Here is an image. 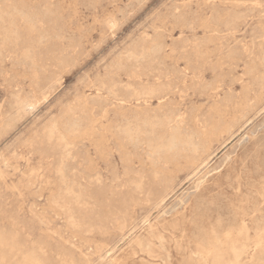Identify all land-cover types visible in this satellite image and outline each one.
I'll return each mask as SVG.
<instances>
[{
  "label": "rangeland",
  "instance_id": "374dc122",
  "mask_svg": "<svg viewBox=\"0 0 264 264\" xmlns=\"http://www.w3.org/2000/svg\"><path fill=\"white\" fill-rule=\"evenodd\" d=\"M0 13V232L24 245L0 264H264V0H0ZM169 117L205 145L196 162L153 153L144 124Z\"/></svg>",
  "mask_w": 264,
  "mask_h": 264
},
{
  "label": "bare ground",
  "instance_id": "6f19581e",
  "mask_svg": "<svg viewBox=\"0 0 264 264\" xmlns=\"http://www.w3.org/2000/svg\"><path fill=\"white\" fill-rule=\"evenodd\" d=\"M89 1V0H88ZM92 2V1H91ZM212 2V1H211ZM10 3V2H9ZM28 3V2H27ZM200 3V2H199ZM237 3H238V1H237ZM263 3V2H262ZM220 4V3H219ZM24 5V4H23ZM91 5V4H90ZM225 5V4H224ZM228 5V4H227ZM258 5V4H257ZM189 6V5H188ZM191 6V5H190ZM221 6V5H220ZM199 7V6H198ZM206 7V6H205ZM223 7V6H222ZM239 7V6H238ZM212 8V7H211ZM254 8V7H253ZM31 9V8H30ZM44 10V9H43ZM198 10V9H197ZM52 11V10H51ZM173 11V10H172ZM179 11V10H178ZM193 11V10H192ZM195 11V10H194ZM5 12V11H4ZM18 12V11H17ZM171 12V11H170ZM200 12V11H199ZM208 12V11H207ZM1 13H2V11H1ZM0 13V14H1ZM6 13V12H5ZM3 14V13H2ZM18 15V14H17ZM184 15V14H183ZM195 15V14H194ZM234 15V14H233ZM242 15V14H241ZM258 15V14H257ZM8 16V15H7ZM164 16V15H163ZM4 17V16H3ZM28 17V16H27ZM181 17V16H180ZM223 17V16H222ZM243 17V16H242ZM253 17V16H252ZM5 18H6V15H5ZM192 18V17H191ZM261 18H263V17H261ZM0 19H1V17H0ZM26 19V18H25ZM230 20V19H229ZM14 21V20H13ZM158 21H159V19H158ZM162 21V20H161ZM201 21V20H200ZM208 21V20H207ZM12 22V21H11ZM10 22V23H11ZM114 22V21H113ZM213 22V21H212ZM5 23H7V22H5ZM27 23V22H26ZM158 23V22H157ZM197 23H199V22H197ZM214 23V22H213ZM252 23V22H251ZM2 24V23H1ZM31 24H32V22H31ZM115 24V23H114ZM235 24V23H234ZM244 24V23H243ZM26 25V24H25ZM33 25V24H32ZM35 25H37V24H35ZM54 25H55V23H54ZM108 25V24H107ZM210 25V24H209ZM218 25V24H217ZM31 26V25H30ZM11 27H13L12 25L10 26V29H11ZM24 27V26H23ZM27 26H25V28H26ZM155 27V26H154ZM192 27V26H191ZM16 28V27H15ZM25 28H24V30H25ZM164 28V27H163ZM182 28H183V26H182ZM210 28V27H209ZM225 28H226V26H225ZM236 28H237V26H236ZM31 29V28H30ZM167 29V28H166ZM180 29V28H179ZM202 29V28H201ZM253 29V28H252ZM12 30V29H11ZM22 30V29H21ZM41 30V29H40ZM231 30V29H230ZM17 31V30H16ZM54 31V30H53ZM214 31V30H213ZM264 31V30H263ZM25 32V31H24ZM209 32V31H208ZM10 33H11V31H10ZM21 33V32H20ZM55 33V32H54ZM234 33V32H233ZM262 33V32H261ZM14 34H15V32H14ZM38 34H40L39 32H38ZM46 34V33H45ZM49 34V33H48ZM155 34V33H154ZM157 34V33H156ZM239 34V33H238ZM256 34V33H255ZM12 35V34H11ZM16 35V34H15ZM18 35V34H17ZM35 35H36V33H35ZM79 35V34H78ZM81 35V34H80ZM79 35V36H80ZM211 35V34H210ZM252 35V34H251ZM39 36V35H38ZM41 36H43V35H41ZM59 36V35H58ZM225 36V35H224ZM45 37H47V35L45 36L44 35V37L43 38H45ZM51 37V36H50ZM84 38V37H83ZM146 38V37H145ZM210 38V37H209ZM213 38V37H212ZM14 39V38H13ZM21 39V38H20ZM88 39V38H87ZM147 39V38H146ZM156 39H158V38H156ZM188 39V38H187ZM238 39V38H237ZM18 40V39H17ZM40 40H41V38H40ZM43 40V39H42ZM45 40H47V39H45ZM84 40V39H83ZM229 40V39H228ZM6 41V40H5ZM20 41V40H19ZM37 41V40H36ZM74 41V40H73ZM152 41H153V39H152ZM262 41V40H261ZM46 42V41H45ZM140 42V41H139ZM141 42H142V40H141ZM154 42V41H153ZM224 42V41H223ZM3 43V42H2ZM1 43V44H2ZM39 43V42H38ZM42 43H44V42H42ZM41 43V44H42ZM50 43V42H49ZM56 43V42H55ZM135 43V42H134ZM157 43V42H156ZM159 43V42H158ZM187 43V42H186ZM225 43V42H224ZM52 44V43H51ZM79 44H81V43H79ZM176 44V43H175ZM188 44V43H187ZM190 44V43H189ZM13 45H15V44H13ZM12 45V46H13ZM60 45V44H59ZM76 45V44H75ZM78 45V44H77ZM137 45V44H136ZM140 45V44H139ZM156 45V44H155ZM204 45V44H203ZM207 45V44H206ZM254 45V44H253ZM258 45H261V44H258ZM82 46V45H81ZM80 46V47H81ZM85 46V45H84ZM83 46V47H84ZM148 46V45H147ZM146 46V47H147ZM158 46V45H157ZM161 46H165V45H162L161 44ZM249 46V45H248ZM251 46V45H250ZM58 47V46H57ZM149 47V46H148ZM151 47V46H150ZM149 47V48H150ZM155 47V46H154ZM259 47V46H258ZM157 48V47H156ZM195 48V47H194ZM219 48H221V47H219ZM13 49H15V48H13ZM44 49V48H43ZM78 49H79V47H78ZM83 49V48H82ZM124 49V48H123ZM133 49V48H132ZM137 49V48H136ZM138 49H139V47H138ZM144 49V48H143ZM153 49V48H152ZM203 49V48H202ZM228 49V48H227ZM29 50H32V49H29ZM156 50V49H155ZM211 50V49H210ZM221 50V49H220ZM263 50V49H262ZM158 51V50H157ZM171 51V50H170ZM193 51V50H192ZM196 51V50H195ZM231 51H233V50H231ZM5 52V51H4ZM31 52V51H30ZM32 52H33V50H32ZM48 52V51H47ZM150 52V51H149ZM191 52V51H190ZM205 52V51H204ZM152 53V52H151ZM159 53V52H158ZM163 53H164V51H163ZM166 53V52H165ZM248 53V52H247ZM32 54V53H31ZM234 54V53H233ZM13 55V54H12ZM75 55V54H74ZM166 55V54H165ZM220 55V54H219ZM76 56V55H75ZM129 56H130V54H129ZM140 56V55H139ZM150 56H152V54L150 55ZM154 56V55H153ZM195 56H197V55H195ZM3 57V56H2ZM10 57V56H9ZM29 57V56H28ZM41 57H42V55H41ZM127 57V56H126ZM132 57V56H131ZM161 57V56H160ZM166 57V56H165ZM171 57V56H170ZM202 57V56H201ZM68 58V57H67ZM143 58H144V56H143ZM149 58V57H148ZM153 58V57H152ZM164 58V57H163ZM196 58V57H195ZM241 58V57H240ZM250 58V57H249ZM130 59V58H129ZM167 59V58H166ZM223 59V58H222ZM246 59V58H245ZM34 60V59H33ZM68 60V59H67ZM70 60V59H69ZM128 60V59H127ZM131 60V59H130ZM137 60V59H136ZM142 60V59H141ZM158 60V59H157ZM175 60V59H174ZM233 60V59H232ZM264 60V59H263ZM61 61V60H60ZM121 61V60H120ZM150 61V60H149ZM152 61V60H151ZM186 61V60H185ZM198 61V60H197ZM234 61V60H233ZM237 61V60H236ZM241 61V60H240ZM252 61V60H251ZM6 62V61H5ZM11 62V61H10ZM68 62H70V61H68ZM201 62V61H200ZM238 62V61H237ZM250 62V61H249ZM22 63V62H21ZM26 63V62H25ZM154 63V62H153ZM170 63V62H169ZM202 63H204V62H202ZM220 63V62H219ZM255 63V62H254ZM19 64V63H18ZM116 64V63H115ZM121 64H123V63H121ZM231 64V63H230ZM124 66H125V64H123ZM183 65V64H182ZM113 66V65H112ZM111 66V67H112ZM110 67V66H109ZM114 67V66H113ZM117 67V66H116ZM123 67V66H122ZM121 67V68H122ZM137 67V66H136ZM185 67V66H184ZM225 67V66H224ZM232 67V66H231ZM240 67V66H239ZM36 68V67H35ZM118 68H120V67H118ZM126 68V67H125ZM130 68V67H129ZM166 68V67H165ZM210 68V67H209ZM257 68V67H256ZM109 69V68H108ZM107 69V70H108ZM238 69V68H237ZM241 69V68H240ZM244 69V68H243ZM121 70V69H120ZM124 70V69H123ZM208 70V69H207ZM210 70V69H209ZM40 71V70H39ZM138 71V70H137ZM240 71V70H239ZM118 72V71H117ZM185 72V71H184ZM191 72V71H190ZM123 73V72H122ZM198 73V72H197ZM230 73V72H229ZM249 73V72H248ZM47 74V73H46ZM49 74V73H48ZM107 74V73H106ZM115 74V73H114ZM127 74V73H126ZM169 74V73H168ZM216 74V73H215ZM232 74V73H231ZM253 74V73H252ZM108 75V74H107ZM118 75V74H117ZM220 75V74H219ZM35 76H37V75H35ZM142 76V75H141ZM244 76V75H243ZM51 77V76H50ZM103 77V76H102ZM176 77V76H175ZM194 77V76H193ZM206 77V76H205ZM38 78V77H37ZM52 78V77H51ZM50 78V79H51ZM185 78V77H184ZM253 78V77H252ZM33 79V78H32ZM131 79V78H130ZM231 79V78H230ZM240 79H242V78H240ZM183 80V79H182ZM206 80V79H205ZM227 80V79H226ZM109 81V80H108ZM157 81V80H156ZM198 81V80H197ZM234 81V80H233ZM251 81V80H250ZM244 82V81H243ZM251 82H253V81H251ZM176 83V82H175ZM54 84V83H53ZM148 84H149V82H148ZM196 84V83H195ZM234 84V83H233ZM244 84V83H243ZM254 84V83H253ZM262 84V83H261ZM264 84V83H263ZM109 85V84H108ZM197 85V84H196ZM222 85V84H221ZM252 85V84H251ZM97 86V85H96ZM104 86V85H103ZM253 86V85H252ZM198 87V86H197ZM221 87H223V86H221ZM245 87V86H244ZM263 87V86H262ZM38 88V87H37ZM128 88V87H127ZM247 88V87H246ZM245 88V89H246ZM254 88V87H253ZM260 88V87H259ZM40 89V88H39ZM190 90H191V88H189ZM226 89V88H225ZM262 89V88H261ZM36 90V89H35ZM49 90V89H48ZM172 90V89H171ZM179 90V89H178ZM177 90V91H178ZM186 90V89H185ZM95 91V90H94ZM203 91V90H202ZM207 91V90H206ZM209 91V90H208ZM152 92V91H151ZM190 92V91H189ZM231 92V91H230ZM253 92H254V90H253ZM83 93V92H82ZM112 94V93H111ZM177 94V93H176ZM187 94V93H186ZM202 94V93H201ZM222 94V93H221ZM18 95V94H17ZM88 95V94H87ZM139 95V94H138ZM151 95H152V93H151ZM248 95V94H247ZM263 95V94H262ZM144 96H146V95H144ZM163 96V95H162ZM230 96V95H229ZM156 97H157V95H156ZM262 97V96H261ZM91 98V97H90ZM159 98V97H158ZM188 98V97H187ZM221 98V97H220ZM237 98V97H236ZM160 100L161 99H164V97H160L159 98ZM170 99V98H169ZM181 99V98H180ZM214 99V98H213ZM222 99V98H221ZM240 99V98H239ZM238 99V100H239ZM173 100V99H172ZM245 100V99H244ZM75 101V100H74ZM94 101V100H93ZM106 101V100H105ZM131 101V100H130ZM169 101V100H168ZM181 101V100H180ZM25 102V101H24ZM87 102V101H86ZM196 102V101H195ZM208 102V101H207ZM247 102V101H246ZM250 102V101H249ZM29 103V102H28ZM177 103V102H176ZM257 103V102H256ZM32 104V103H31ZM70 104V103H69ZM100 104V103H99ZM114 104V103H113ZM131 104V103H130ZM151 104V103H150ZM199 104V103H198ZM238 104H239V102H238ZM254 104V103H253ZM33 105V104H32ZM81 105V104H80ZM97 105V104H96ZM147 105V104H146ZM162 105V104H161ZM170 105V104H169ZM178 105V104H177ZM27 106H30V104L28 105V104H25L24 105V108L26 109L27 108ZM69 106V105H68ZM67 106V107H68ZM71 106V105H70ZM79 106V105H78ZM83 106H85V105H83ZM83 106H81V107H83ZM199 106V105H198ZM250 106V105H249ZM252 106V105H251ZM255 106V105H254ZM74 107H75V105H74ZM88 107V106H87ZM93 107V106H92ZM91 107V108H92ZM149 107V106H148ZM190 107V106H189ZM209 107V106H208ZM212 107V106H211ZM220 107V106H219ZM232 107V106H231ZM86 108V107H85ZM225 108V107H224ZM246 108V107H245ZM84 109V108H83ZM88 109V108H87ZM94 109V108H93ZM136 109V108H135ZM194 109V108H193ZM243 109V108H242ZM253 109V108H252ZM74 110V109H73ZM76 110H78V109H76L75 108V111ZM80 110V109H79ZM78 110V111H79ZM89 110V109H88ZM92 110V109H91ZM95 110V109H94ZM178 110V109H177ZM231 110V109H230ZM75 111H72V113H74ZM83 111H85V110H83ZM141 111V110H140ZM154 111V110H153ZM152 111V112H153ZM175 111V110H174ZM185 111V110H184ZM245 111H246V109H245ZM71 112V111H70ZM69 112V113H70ZM91 112V111H90ZM190 112V111H189ZM67 113H68V111H67ZM71 113V114H72ZM76 113H77V111H76ZM75 113V114H76ZM106 113V112H105ZM156 113V112H155ZM214 113V112H213ZM235 113V112H234ZM158 114V113H157ZM250 114V113H249ZM77 115V114H76ZM75 115V116H76ZM91 115V114H90ZM101 115V114H100ZM163 115V114H162ZM195 115V114H194ZM71 116V118H72V115H70ZM69 116V117H70ZM109 116V115H108ZM120 116H122V115H120ZM197 116V115H196ZM201 116V115H200ZM210 116V115H209ZM226 116V115H225ZM138 117V116H137ZM157 117V116H156ZM177 117V116H176ZM176 117H174V118H176ZM192 117V116H191ZM206 117V116H205ZM216 117V116H215ZM67 118H68V116H67ZM158 118H160V117H158ZM174 118H172V117H169V118H167V120H159V119H157L156 121H151V122H144L145 124H144V126H145V130H144V133L146 134V136L149 138V144L152 146V148H153V150H154V152L153 153H155L156 155H158L159 157H160V159L161 158H166V159H164L166 162H168V163H170L171 162V164L173 165L174 164V162L175 161H177L178 160V162H180L182 159H181V157H180V161H179V159H177V158H179V156L181 155V153L183 152H185L186 154H187V160H188V162H196L197 161V159H198V157H200L199 155H200V153L204 150V148H205V145L203 144V143H201L199 140H196V138H194L193 136H194V134L192 135V136H185V137H183L182 136V131H181V128L179 127V126H177V127H174L173 125L171 126V124H172V122L174 121ZM223 118V117H222ZM221 118V119H222ZM242 118V117H241ZM240 118V119H241ZM52 119V118H51ZM77 119V118H76ZM98 119V118H97ZM138 119V118H137ZM141 119V118H140ZM156 119V118H155ZM166 119V118H165ZM189 119V118H188ZM192 119V118H191ZM200 119V118H199ZM236 119V118H235ZM239 119V118H238ZM78 120V119H77ZM93 120V119H92ZM96 120V119H95ZM203 120V119H202ZM242 120V119H241ZM52 121V120H51ZM68 121V120H67ZM81 120H79L78 122H80ZM84 121V120H83ZM134 121V120H133ZM218 121V120H217ZM74 122H75V120H74ZM93 122V121H92ZM110 122V121H109ZM177 123H178V121H176ZM209 122V121H208ZM239 122V121H238ZM88 123V122H87ZM121 123H122V121H121ZM120 123V124H121ZM125 123V122H124ZM175 122H173V124H174ZM180 123V122H179ZM68 124V123H67ZM93 124V123H92ZM75 126H76V124H74ZM74 125H73V127H74ZM78 125V124H77ZM83 125V124H82ZM140 125V124H139ZM183 125V124H182ZM226 125V124H225ZM229 125V124H228ZM65 126H67V125H65ZM64 126V127H65ZM72 126V125H71ZM81 126V124L79 125V127ZM97 126V125H96ZM126 126V125H125ZM129 126V125H128ZM143 126V125H142ZM143 126V127H144ZM68 127V130H69V126H67ZM84 127V126H83ZM113 127V126H112ZM223 127V126H222ZM221 127V128H222ZM46 128V127H45ZM115 128V127H114ZM124 128V127H123ZM229 128V127H228ZM33 129H35V128H33ZM75 129V128H74ZM77 129V128H76ZM91 129V128H90ZM94 129V128H93ZM140 129V128H139ZM183 129V128H182ZM185 129H186V127H185ZM78 130V129H77ZM117 130V129H116ZM119 130V129H118ZM159 130H162L163 131V135L159 132ZM184 130V129H183ZM190 130H191V128H190ZM51 131V130H50ZM49 131V132H50ZM56 131V130H55ZM72 131H73V128H72ZM79 131V130H78ZM85 131V130H84ZM110 131V130H109ZM124 131V130H123ZM140 131V130H139ZM167 131H168V133H167ZM188 131V130H187ZM106 132V131H105ZM112 132V131H111ZM125 133V135L127 136V137H129L131 140L132 139H136V138H138L139 137V135L142 133H140L139 134V132L137 133L136 131H133L132 129H126L125 131H124ZM190 132H192V131H190ZM209 132V131H208ZM220 132V131H219ZM51 133H52V131H51ZM57 133V132H56ZM88 133V132H87ZM109 133V132H108ZM119 133H120V131H119ZM123 133V132H122ZM167 133V134H166ZM189 133V132H188ZM202 133V132H201ZM218 133V132H217ZM97 134V133H96ZM103 134V133H102ZM101 134V135H102ZM114 134V133H113ZM123 134V135H124ZM185 134H186V132H185ZM196 134V133H195ZM57 135V134H56ZM104 135V134H103ZM110 135V134H109ZM120 135V134H119ZM196 135H199V133L198 134H196ZM195 135V136H196ZM49 136H50V134H49ZM60 136V135H59ZM58 136V137H59ZM64 136V135H63ZM92 136H93V134H92ZM121 136V135H120ZM201 136V135H200ZM210 136V135H209ZM219 136V135H218ZM50 137H52V136H50ZM82 137V136H81ZM118 137V136H117ZM46 138V137H45ZM95 138V137H94ZM102 138V137H101ZM108 138V137H107ZM113 138H114V136H113ZM199 138V137H198ZM207 138V137H206ZM42 139V138H41ZM59 139H60V137H59ZM80 139V138H79ZM116 139V138H115ZM140 139V138H139ZM201 139V138H200ZM26 140V139H25ZM24 140V141H25ZM43 140V139H42ZM49 140V139H48ZM61 140V139H60ZM63 140V139H62ZM94 140V139H93ZM137 140V139H136ZM208 140V139H207ZM3 141V140H2ZM16 141V140H15ZM67 141H68V138H67ZM79 141H81V140H79ZM130 141V140H129ZM58 142H59V140H58ZM100 142V141H99ZM133 142H135V141H133ZM137 142H139V140L137 141ZM136 143V142H135ZM147 143V142H146ZM69 144V143H68ZM97 144H98V142H97ZM107 145H108V143H106ZM25 145V144H24ZM66 145V144H65ZM78 145V144H77ZM137 145V144H136ZM145 145V144H144ZM147 145V144H146ZM145 145V146H146ZM94 146V145H93ZM106 146V145H105ZM148 146V145H147ZM108 147V146H107ZM93 148V147H92ZM102 148H103V146H102ZM105 148V147H104ZM119 148V147H118ZM32 149V148H31ZM107 149V148H106ZM135 149V148H134ZM151 149V148H150ZM42 150V149H41ZM125 150V149H124ZM127 150V149H126ZM144 150V149H143ZM207 150V149H206ZM7 151V150H6ZM107 151V150H106ZM254 151V150H253ZM64 152V151H63ZM85 152H86V150H85ZM108 152V151H107ZM110 152H112V151H110ZM207 152V151H206ZM27 153V152H26ZM117 153V152H116ZM126 153V152H125ZM255 153V152H254ZM149 154V153H148ZM28 155V154H27ZM108 155V154H107ZM124 155V154H123ZM150 155V154H149ZM154 155V154H153ZM204 155V154H203ZM143 156V155H142ZM155 156V155H154ZM183 156H185V155H183ZM88 158H90V157H88ZM101 158H103V157H101ZM182 158H184L185 159V157H182ZM201 158V157H200ZM236 158V157H235ZM240 158V157H239ZM29 159V158H28ZM52 160V159H51ZM157 160V159H156ZM187 160H186V162H187ZM241 160V159H240ZM258 160V159H257ZM94 161V160H93ZM92 161V162H93ZM103 161V160H102ZM106 161V160H105ZM174 161V162H173ZM199 161V160H198ZM53 162V161H52ZM141 162V161H140ZM158 162V161H157ZM161 162V161H160ZM184 162V161H183ZM134 163V162H133ZM139 163V162H138ZM149 163V162H148ZM147 163V164H148ZM162 163V162H161ZM167 163V164H168ZM176 163V162H175ZM28 164V163H27ZM157 164V163H156ZM162 164H164V162L162 163ZM166 164V165H167ZM170 164V165H171ZM178 164V163H177ZM136 165V164H135ZM160 165V164H159ZM179 165V164H178ZM94 166V165H93ZM153 166V165H152ZM197 166V165H196ZM141 167H142V165H141ZM238 167H240V166H238ZM50 168V167H49ZM60 168V167H59ZM64 168V167H63ZM86 168V167H85ZM159 168V167H158ZM162 168V167H161ZM161 168H159V170L161 169ZM164 168V167H163ZM169 168V167H168ZM180 168V167H179ZM231 168V167H230ZM107 169V168H106ZM177 169V168H176ZM193 169V168H192ZM27 170V169H26ZM52 170V169H51ZM162 170V169H161ZM186 170H187V168H186ZM65 171V170H64ZM63 170H61V172H64ZM94 171V170H93ZM138 171V170H137ZM164 171V170H163ZM241 171V170H240ZM6 172V171H5ZM56 172V171H55ZM58 172V171H57ZM100 172V171H99ZM164 172H166V171H164ZM34 173V172H33ZM38 173V172H37ZM157 173H158V171H157ZM167 173V172H166ZM171 173V172H170ZM184 173V172H183ZM186 173V172H185ZM60 174V173H59ZM155 174H156V171H155ZM250 174V173H249ZM255 174V173H254ZM26 175V174H25ZM172 175V174H171ZM227 175V174H226ZM232 175H233V173H232ZM121 177V176H120ZM249 178V177H248ZM80 179V178H79ZM240 179V178H239ZM247 179V178H246ZM28 180V179H27ZM47 180V179H46ZM96 180V179H95ZM159 180V179H158ZM166 180V179H165ZM164 180V181H165ZM175 180V179H174ZM249 180V179H248ZM94 181V180H93ZM102 181V180H101ZM172 181V180H171ZM242 181V180H241ZM20 182V181H19ZM61 182V181H60ZM98 182V181H97ZM133 182H135V181H133ZM161 182H162V180H161ZM165 183V182H164ZM167 183V182H166ZM165 183V184H166ZM163 184V183H162ZM143 185V184H142ZM204 185V184H203ZM212 185V184H211ZM218 185V184H217ZM61 186V185H60ZM129 186V185H128ZM139 186V185H138ZM75 187V186H74ZM218 187V186H217ZM258 187V186H257ZM30 189V188H29ZM82 189V188H81ZM171 189V188H170ZM217 189V188H216ZM260 191V190H259ZM71 192V191H70ZM72 193V192H71ZM204 193V192H203ZM218 193V192H217ZM241 193V192H240ZM49 194V193H48ZM65 194V193H64ZM161 194V193H160ZM263 194V193H262ZM50 195V194H49ZM208 195V194H207ZM93 197V196H92ZM76 198V197H75ZM162 198V197H161ZM92 199V198H91ZM241 199V198H240ZM127 200V199H126ZM143 200V199H142ZM209 200V199H208ZM124 201V200H123ZM175 201V200H174ZM156 203V202H155ZM191 203V202H190ZM227 203V202H226ZM230 203V202H229ZM248 205V204H247ZM34 206V205H33ZM49 207V206H48ZM226 207V206H225ZM257 208V207H256ZM31 209H33V208H31ZM234 209V208H233ZM254 209V208H253ZM261 210V209H260ZM241 211V210H240ZM244 211V210H243ZM242 211V212H243ZM36 212V211H35ZM250 212V211H249ZM37 213V212H36ZM53 213V212H52ZM190 213V212H189ZM246 213V212H245ZM127 214V213H126ZM191 214H192V212H191ZM206 214V213H205ZM257 214V213H256ZM47 215V214H46ZM45 215V216H46ZM56 215V214H55ZM244 215V214H243ZM255 215V214H254ZM50 216V215H49ZM62 216V215H61ZM242 216V215H241ZM182 217V216H181ZM217 217V216H216ZM226 217V216H225ZM243 217V216H242ZM253 217V216H252ZM39 218V217H38ZM41 218V217H40ZM180 218V217H179ZM202 218V217H201ZM43 219V218H42ZM213 219V218H212ZM212 219H210V220H212ZM227 219V218H226ZM242 219V218H241ZM52 220V219H51ZM72 220H74V219H72ZM223 220V219H222ZM244 220V219H243ZM178 221V220H177ZM182 221V220H181ZM242 221V220H241ZM42 222V221H41ZM47 222V221H46ZM45 222V223H46ZM73 222H75V221H73ZM263 222V221H262ZM26 223V222H25ZM40 223V222H39ZM48 223H50V222H48ZM234 223V222H233ZM255 223V222H254ZM71 224V223H70ZM47 225V224H46ZM124 225V224H123ZM200 225V224H199ZM45 226V225H44ZM69 226V225H68ZM72 226V225H71ZM156 226V225H155ZM178 226V225H177ZM207 226V225H206ZM205 226V227H206ZM233 226V225H232ZM246 226V225H245ZM13 227V226H12ZM12 227H11V229H9V230H13L12 229ZM15 227V226H14ZM126 227V226H125ZM175 227V226H174ZM219 227V226H218ZM72 228V227H71ZM180 228V227H179ZM237 228V227H236ZM246 228V227H245ZM18 229V228H17ZM16 229V230H17ZM84 229V228H83ZM112 229V228H111ZM170 229V228H169ZM219 229V228H218ZM229 229V228H228ZM1 230V229H0ZM23 230V229H22ZM162 230V229H161ZM171 230V229H170ZM181 230V229H180ZM221 230V229H220ZM261 230V229H260ZM4 231V230H3ZM15 231V230H14ZM192 231V230H191ZM259 231V230H258ZM18 232V231H17ZM155 232V231H154ZM161 232V231H160ZM174 232V231H173ZM201 232V231H200ZM224 232V231H223ZM228 232V231H227ZM13 233V232H12ZM16 232H14V235H8V234H6V232L4 233V232H0V260H1V262H3L4 260H6V258L11 254V253H13V252H19V253H21L22 252V249H24V245H22V243H21V239H20V236H17L16 234H15ZM119 233V232H118ZM188 233V232H187ZM244 233V232H243ZM42 234V233H41ZM81 234H82V232H81ZM87 234V233H86ZM154 234V233H153ZM200 234V233H199ZM206 234H208V233H206ZM89 235V234H88ZM159 235V234H158ZM222 235V234H221ZM237 235H239V234H237ZM204 236H205V234H204ZM244 236V235H243ZM250 236V235H249ZM41 237V236H40ZM149 237V236H148ZM158 237V236H157ZM209 237V236H208ZM206 238V237H205ZM225 238V237H224ZM101 239V238H100ZM145 239V238H144ZM204 240V239H203ZM210 240V239H209ZM106 241V240H105ZM199 241V240H198ZM251 241V240H250ZM255 241V240H254ZM81 242V241H80ZM157 242V241H156ZM194 242V241H193ZM218 242V241H217ZM216 242V243H217ZM207 243V242H206ZM26 244V243H25ZM207 244H209V243H207ZM206 244V245H207ZM258 244V243H257ZM85 245V244H84ZM98 245V244H97ZM178 245V244H177ZM254 245V244H253ZM26 246V245H25ZM76 246V245H75ZM80 246V245H79ZM169 246V245H168ZM205 246V245H204ZM232 246H233V244H232ZM23 247V248H22ZM87 247V246H86ZM133 247V246H132ZM147 247H149V246H147ZM217 247V246H216ZM259 247V246H258ZM196 248V247H195ZM208 248V247H207ZM255 248V247H254ZM27 249V248H26ZM25 249V250H26ZM64 249V248H63ZM151 249V248H150ZM157 249V248H156ZM222 249V248H221ZM24 250V251H25ZM77 250V249H76ZM27 251V250H26ZM31 251L32 250H30V253H31ZM204 251V250H203ZM209 251V250H208ZM263 251V250H262ZM139 252H141L140 250H139ZM148 252V251H147ZM162 252V251H161ZM236 252V251H235ZM250 252V251H249ZM18 253V254H19ZM135 253V252H134ZM213 253V252H212ZM223 253V252H222ZM224 254V253H223ZM227 254V253H226ZM255 254V253H254ZM31 255V254H30ZM29 255V256H30ZM239 256H241L240 254H238ZM34 256H36V255H33L32 254V256L31 257H33V258H31L29 261H28V264H41L40 263V261L39 260H37V258L36 257H34ZM37 256H39V255H37ZM220 256V255H219ZM222 256V255H221ZM263 256V255H262ZM24 257V256H23ZM26 257H28V255H26ZM68 257V256H67ZM72 257V256H71ZM85 257V256H84ZM211 257V256H210ZM238 257V256H237ZM236 257V258H237ZM29 258V257H28ZM62 258V257H61ZM201 258H203V257H201ZM214 258V257H213ZM246 258V257H245ZM252 258V257H251ZM262 258V257H261ZM26 259V258H25ZM28 260V259H27ZM77 260H79V259H77ZM218 260V259H217ZM235 260V259H234ZM236 260H238V259H236ZM261 260V259H260ZM89 261V260H88ZM229 262V261H228ZM227 262V263H228ZM63 263V262H62ZM222 263V262H221ZM224 263V262H223ZM231 264H232V262H230ZM229 263V264H230ZM25 264H27V262H25ZM226 264V263H225ZM237 264V263H236ZM238 264H239V262H238Z\"/></svg>",
  "mask_w": 264,
  "mask_h": 264
}]
</instances>
